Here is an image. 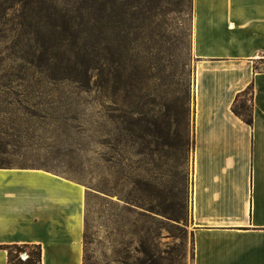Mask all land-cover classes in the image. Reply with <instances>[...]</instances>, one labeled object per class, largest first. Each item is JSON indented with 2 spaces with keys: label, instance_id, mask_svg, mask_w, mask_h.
I'll return each instance as SVG.
<instances>
[{
  "label": "rangeland",
  "instance_id": "1",
  "mask_svg": "<svg viewBox=\"0 0 264 264\" xmlns=\"http://www.w3.org/2000/svg\"><path fill=\"white\" fill-rule=\"evenodd\" d=\"M142 4L88 83L42 80L30 98L8 100L0 86V167L42 169L84 187L90 264H194L193 0ZM1 27L0 76L12 73L20 92L24 64L11 25ZM256 67L264 70V58ZM251 98L248 90L240 103Z\"/></svg>",
  "mask_w": 264,
  "mask_h": 264
},
{
  "label": "crops",
  "instance_id": "2",
  "mask_svg": "<svg viewBox=\"0 0 264 264\" xmlns=\"http://www.w3.org/2000/svg\"><path fill=\"white\" fill-rule=\"evenodd\" d=\"M191 27L194 264H264V0H193ZM251 86L248 124L233 105ZM85 198L55 173L0 167V245L40 244L43 264H83Z\"/></svg>",
  "mask_w": 264,
  "mask_h": 264
},
{
  "label": "trees",
  "instance_id": "3",
  "mask_svg": "<svg viewBox=\"0 0 264 264\" xmlns=\"http://www.w3.org/2000/svg\"><path fill=\"white\" fill-rule=\"evenodd\" d=\"M143 1L0 0V31L1 25H11V49L24 64L17 80L26 84L22 91H12V73L1 75L0 86L9 90L3 97L30 98L33 93L27 89L42 80L88 83L91 72L100 70L105 60L103 52L113 37L120 35L122 22L144 11ZM248 90L252 91L251 104L237 100L233 111L252 124L253 86ZM0 249L7 251L8 264H43L40 244H5ZM24 252L29 253L25 261L21 258ZM83 264H90L87 255Z\"/></svg>",
  "mask_w": 264,
  "mask_h": 264
},
{
  "label": "built area",
  "instance_id": "4",
  "mask_svg": "<svg viewBox=\"0 0 264 264\" xmlns=\"http://www.w3.org/2000/svg\"><path fill=\"white\" fill-rule=\"evenodd\" d=\"M28 257H29V253H28V252H24V253L21 254V258H22L24 261L27 260Z\"/></svg>",
  "mask_w": 264,
  "mask_h": 264
}]
</instances>
